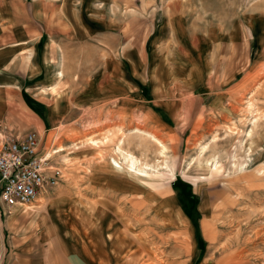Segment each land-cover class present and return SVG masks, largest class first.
I'll return each instance as SVG.
<instances>
[{"label": "rangeland", "instance_id": "rangeland-1", "mask_svg": "<svg viewBox=\"0 0 264 264\" xmlns=\"http://www.w3.org/2000/svg\"><path fill=\"white\" fill-rule=\"evenodd\" d=\"M65 3L71 31L100 32L41 71L38 96L69 97L38 133L60 177L1 213L0 264H264V0ZM11 120L0 141L29 132ZM130 156L145 179L110 164Z\"/></svg>", "mask_w": 264, "mask_h": 264}, {"label": "crops", "instance_id": "crops-1", "mask_svg": "<svg viewBox=\"0 0 264 264\" xmlns=\"http://www.w3.org/2000/svg\"><path fill=\"white\" fill-rule=\"evenodd\" d=\"M29 1L30 4L36 5L37 12L18 18L14 11L13 14L6 13V8L10 9L8 7L13 6L12 2L15 1L0 0V123L7 127L5 121L8 118L13 119L7 134L20 133L22 130L46 132L59 128L66 121L67 109L62 105L64 101L69 100L68 95L65 93L54 95L51 90L58 84L54 80L45 85L44 96H38L36 93L39 87H42L39 86L38 78L42 69L63 70L60 63H64L66 59L63 49L69 44L68 41L74 39V44L82 45L85 43L86 35L91 33L87 32L85 26L77 31L69 29L71 25L68 13H64L65 0ZM43 6L46 7L44 11L40 8ZM81 18L83 21L86 20V13H83ZM93 22L91 21V24ZM99 32L90 35L94 36ZM133 64V57L127 56L126 65L133 69ZM58 81H63V78ZM85 97L83 93L77 100H86ZM116 100V95L113 97L111 95L100 101ZM24 118H28L29 122H23ZM13 129L14 131L10 132ZM92 264L101 263L98 259H93Z\"/></svg>", "mask_w": 264, "mask_h": 264}, {"label": "built area", "instance_id": "built-area-1", "mask_svg": "<svg viewBox=\"0 0 264 264\" xmlns=\"http://www.w3.org/2000/svg\"><path fill=\"white\" fill-rule=\"evenodd\" d=\"M40 139L37 132L29 131L0 141V216L34 202L42 191L56 185L60 170L52 169L50 157L41 154Z\"/></svg>", "mask_w": 264, "mask_h": 264}, {"label": "bare ground", "instance_id": "bare-ground-1", "mask_svg": "<svg viewBox=\"0 0 264 264\" xmlns=\"http://www.w3.org/2000/svg\"><path fill=\"white\" fill-rule=\"evenodd\" d=\"M149 136L160 143V150L159 151H160L161 154H164L165 150H166V146L161 142V140L157 139V137L154 134L149 133ZM97 142L98 141L94 140V139L90 140V143H93V144H97ZM110 164L114 167L115 170H118V171L121 170L122 172L125 171L130 176L133 174L135 176L139 175L140 177H142V178H139V179H145L144 177L147 174V172H145V170L147 168H144L140 163L137 164V161L131 156L129 157L126 166H123L120 162H118L115 159H111ZM137 172H140L142 174H138Z\"/></svg>", "mask_w": 264, "mask_h": 264}]
</instances>
